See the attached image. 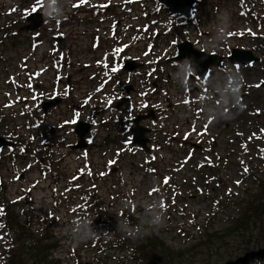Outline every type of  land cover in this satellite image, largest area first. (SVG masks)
<instances>
[{"label":"rangeland","instance_id":"1","mask_svg":"<svg viewBox=\"0 0 264 264\" xmlns=\"http://www.w3.org/2000/svg\"><path fill=\"white\" fill-rule=\"evenodd\" d=\"M204 1L205 5L202 12L213 18H210L209 26H207L208 33L211 35L210 38L213 37V40L218 41V48L221 53L227 55L231 53L233 48L242 49L249 40L253 39L259 48L248 45L251 46L249 50L260 61L254 68L245 69L244 75L235 76L240 87L234 92L233 101L216 110V120L210 124L207 122L206 132L213 136L219 133L221 135L219 147L216 146L215 152L210 149L208 151L200 150L199 158L195 155L189 157L188 153L191 151L188 150L189 146L184 143L182 145L176 144L173 149L169 147L167 148L168 151H161V155L158 156L159 165H150L159 171L155 175V181L160 187L162 178L169 176V173L175 181H179L178 185H182L181 192H183L180 199L167 201L166 206L161 205V203L158 204L153 199L151 200L148 194H145L147 189L145 184L148 181H145L141 186L137 182H133L137 188L141 189V193L135 192L137 201H134L139 205L135 216L139 219L138 224H143L148 230L154 228L158 237L164 240L175 252L188 250L192 245L199 243L220 240L221 238L218 239L217 236H223V241L221 244L217 243L215 248L209 249L210 246H202L197 251L199 254L195 253V255L187 257L186 260L192 258L194 264H225L236 261L251 250L262 248L264 242L263 200L256 205L261 209V218L256 225L252 224V230L248 232L252 233L251 240L243 239L234 233L226 234L227 229L233 227L234 220L244 214L247 202L252 201L250 199L253 196L256 197L261 193L262 188L261 185L258 187V181L264 180V55L261 54V50L264 48V28L254 19L246 25L251 34L239 32L242 29L240 27L242 20L248 18V15L243 12L241 0L240 2L237 0ZM260 8H264V0H256L253 6L255 13L264 15ZM233 20L236 22L234 25L231 24ZM214 22L216 26H214ZM233 27L238 28L234 34H232ZM261 27L262 29H260ZM214 30L215 32L224 31V34L222 32L214 34L212 33ZM237 32L241 33L240 35H243L245 39L241 40ZM210 38L208 39L209 42H211ZM224 58L227 59L226 56ZM233 74L234 72L231 71L226 76V80L232 81ZM221 76L225 80V76ZM178 92L183 97V92ZM6 125H8V121L0 125V131L6 128ZM184 147L186 149H183ZM174 165L181 166H177L175 168L177 171L171 173L170 168ZM215 166H218L222 171H216ZM210 167L215 169L212 173L214 181L211 180V173L208 170ZM245 169L247 171H244ZM198 176H201V184L198 181L193 182V184L191 180ZM138 177L141 178V176ZM130 183L128 184V192L132 189ZM153 185L155 183H152ZM37 202L46 205L45 199ZM54 214L65 217L57 224H50L51 229L55 233H59L62 231L60 226L62 224L66 226L64 222L67 214L63 207L58 208ZM121 217L123 216H118V219ZM124 219L125 216L120 220L123 222ZM208 221H211V228L208 232L211 234H207L205 231L209 225ZM22 222H24L23 219ZM118 229L117 237L125 238L134 232L131 226L126 227L124 223ZM242 229L244 228L241 227L238 230ZM104 233L105 231L102 229L97 231V237L93 236L94 242L98 243L102 240ZM80 235L78 257L66 258L65 264H150L155 262L153 259L137 261L133 257L136 251H133L129 242L125 243L124 248L121 249L115 246L109 248L94 247L88 238L89 236H85V233ZM209 235L217 236L211 237ZM248 236L250 238V235ZM77 237L78 231L75 230L68 232L66 238H60V235L57 238L62 242V245L68 244L76 247L79 241ZM6 243L7 231L1 230V255H3L1 252H4ZM104 255L107 256L105 260L103 259Z\"/></svg>","mask_w":264,"mask_h":264},{"label":"trees","instance_id":"2","mask_svg":"<svg viewBox=\"0 0 264 264\" xmlns=\"http://www.w3.org/2000/svg\"><path fill=\"white\" fill-rule=\"evenodd\" d=\"M261 188V193L256 197L253 196L250 199L252 201L247 202L245 213L241 218L235 220V229L232 231L229 230L228 234L233 233V231H241L243 233L241 237L249 238L248 235H250L249 239H251V233L248 232L252 230V224L256 225L261 218V209L256 205L257 203H261V200L264 201V180L261 181ZM263 206L264 205H262V207ZM5 216L8 225L11 226L15 233L13 242L19 245L18 248L9 250V264H58L49 261V250L53 245L46 244L44 240H49L50 236H48V238L44 237L38 239L31 245L26 246L27 240L33 239L29 231H27L26 228L19 227L17 218L9 208H6ZM241 227L244 229L238 230ZM215 236L217 235L213 237ZM217 238L223 239L220 236H217ZM199 248V246H196L188 251L175 252L165 247L154 233H150L146 237V242L143 243L137 251L146 259H156V264H192L190 258L189 260L186 259L187 257L195 255V253L197 254Z\"/></svg>","mask_w":264,"mask_h":264},{"label":"water","instance_id":"3","mask_svg":"<svg viewBox=\"0 0 264 264\" xmlns=\"http://www.w3.org/2000/svg\"><path fill=\"white\" fill-rule=\"evenodd\" d=\"M165 5H167L175 14L185 17L187 20L192 21L194 18L193 9L196 5L195 0H160ZM41 15H34L30 18L31 25L24 28V30H36L41 26L42 21ZM179 55L176 60L187 59L190 64L197 68L202 76H207L209 68L211 66L222 67V59L215 56H206L204 53H199L193 49L189 43H184L180 46ZM232 61L239 65L243 63L245 65H252L255 61L251 53L234 51V55L231 58ZM127 68L132 70L134 65L132 63L128 64ZM87 131L86 126L80 125L78 132L81 133L83 143V137ZM135 133L138 134L135 138L136 143H139L144 146V140L142 138V132L135 130ZM3 148V144L0 142V151ZM256 261L264 262V249L247 254L244 258H240L235 262H229L227 264H255Z\"/></svg>","mask_w":264,"mask_h":264},{"label":"bare ground","instance_id":"4","mask_svg":"<svg viewBox=\"0 0 264 264\" xmlns=\"http://www.w3.org/2000/svg\"><path fill=\"white\" fill-rule=\"evenodd\" d=\"M242 26H243V27L245 26V21L242 23ZM248 45L253 46L252 42L248 43ZM251 46H250V47H251ZM257 46H258V45H257ZM258 47H259V46H258ZM263 49H264V48H262V50H263ZM256 54H257V53H256ZM261 54L264 55V50L261 52ZM262 55H261V56H262ZM258 56H259V55H258ZM193 181H194V180H193Z\"/></svg>","mask_w":264,"mask_h":264},{"label":"snow or ice","instance_id":"5","mask_svg":"<svg viewBox=\"0 0 264 264\" xmlns=\"http://www.w3.org/2000/svg\"><path fill=\"white\" fill-rule=\"evenodd\" d=\"M75 6H78V5H75ZM117 51H121V49H117ZM185 138H187V137H185ZM244 171H247V169H245ZM164 182L167 184L168 183V179L166 178ZM237 183H239V182H237Z\"/></svg>","mask_w":264,"mask_h":264}]
</instances>
